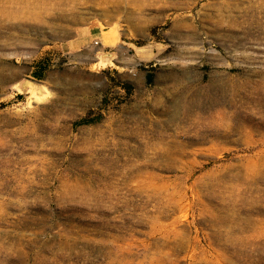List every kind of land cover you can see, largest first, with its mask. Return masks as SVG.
<instances>
[{
    "label": "rangeland",
    "instance_id": "obj_1",
    "mask_svg": "<svg viewBox=\"0 0 264 264\" xmlns=\"http://www.w3.org/2000/svg\"><path fill=\"white\" fill-rule=\"evenodd\" d=\"M0 264H264V0H0Z\"/></svg>",
    "mask_w": 264,
    "mask_h": 264
},
{
    "label": "crops",
    "instance_id": "obj_2",
    "mask_svg": "<svg viewBox=\"0 0 264 264\" xmlns=\"http://www.w3.org/2000/svg\"><path fill=\"white\" fill-rule=\"evenodd\" d=\"M104 39V30L99 26L90 24L75 30L70 37L62 42L61 49L66 54H75L80 52L84 47L92 46L95 41L99 40L103 42Z\"/></svg>",
    "mask_w": 264,
    "mask_h": 264
},
{
    "label": "trees",
    "instance_id": "obj_3",
    "mask_svg": "<svg viewBox=\"0 0 264 264\" xmlns=\"http://www.w3.org/2000/svg\"><path fill=\"white\" fill-rule=\"evenodd\" d=\"M37 67L39 69H41V71L38 74V78L42 79L44 77V71L47 69V64L44 62V60H40L37 64ZM118 86H122L125 90H128V92L131 90V85L127 82H118L117 84ZM101 118V115L99 114L96 117H91V113L88 114L86 117H84L83 119H81L79 122L76 123V125H85V124H91V123H95L98 122Z\"/></svg>",
    "mask_w": 264,
    "mask_h": 264
}]
</instances>
